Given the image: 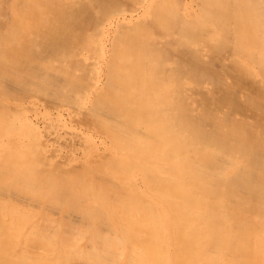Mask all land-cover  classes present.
I'll return each mask as SVG.
<instances>
[{
    "label": "bare ground",
    "instance_id": "1",
    "mask_svg": "<svg viewBox=\"0 0 264 264\" xmlns=\"http://www.w3.org/2000/svg\"><path fill=\"white\" fill-rule=\"evenodd\" d=\"M5 146L50 207L0 264H264V0H0Z\"/></svg>",
    "mask_w": 264,
    "mask_h": 264
},
{
    "label": "rangeland",
    "instance_id": "2",
    "mask_svg": "<svg viewBox=\"0 0 264 264\" xmlns=\"http://www.w3.org/2000/svg\"><path fill=\"white\" fill-rule=\"evenodd\" d=\"M31 160L32 157L23 152L11 155L6 146L0 150V165L8 170L14 169L9 173L0 171V257L7 254L8 248L12 247L10 243L15 245L13 248L19 257H25L22 254L25 252L22 249L24 244H35L31 234L48 216L50 202L36 192L32 193L30 182L24 178L23 172L31 165ZM56 165L54 162L48 167L67 171L66 167ZM51 217L56 216L51 214Z\"/></svg>",
    "mask_w": 264,
    "mask_h": 264
}]
</instances>
